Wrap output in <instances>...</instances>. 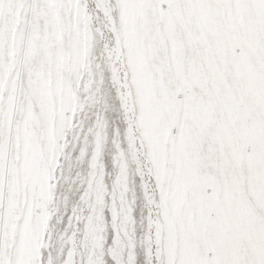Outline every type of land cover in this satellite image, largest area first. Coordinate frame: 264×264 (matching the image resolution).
Here are the masks:
<instances>
[{"label": "snow or ice", "instance_id": "6c2138e0", "mask_svg": "<svg viewBox=\"0 0 264 264\" xmlns=\"http://www.w3.org/2000/svg\"><path fill=\"white\" fill-rule=\"evenodd\" d=\"M0 264H264V0H0Z\"/></svg>", "mask_w": 264, "mask_h": 264}]
</instances>
